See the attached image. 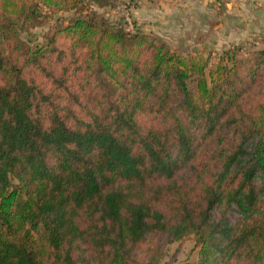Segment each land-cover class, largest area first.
Returning <instances> with one entry per match:
<instances>
[{"label": "trees", "instance_id": "obj_1", "mask_svg": "<svg viewBox=\"0 0 264 264\" xmlns=\"http://www.w3.org/2000/svg\"><path fill=\"white\" fill-rule=\"evenodd\" d=\"M93 5L0 0V264H160L189 238L194 264H264V47L184 54Z\"/></svg>", "mask_w": 264, "mask_h": 264}, {"label": "rangeland", "instance_id": "obj_2", "mask_svg": "<svg viewBox=\"0 0 264 264\" xmlns=\"http://www.w3.org/2000/svg\"><path fill=\"white\" fill-rule=\"evenodd\" d=\"M191 1L197 2L193 4L197 5L199 12V4L209 0H110L109 6L93 5L91 10L109 17L112 21L127 22L126 27L129 29H133L137 24L143 32L159 36L172 48L184 54L204 50L222 52L225 48H232L219 44L217 34L214 32L215 28H213L215 26H211L207 37L200 34L201 20L199 16L191 19L192 24L188 22L186 12L190 11L187 6L192 4ZM210 4L208 17L210 22H213L214 15L217 13V2L214 1ZM73 16L72 11L57 13L45 24L32 28L33 35L30 38L33 41H43L54 31L56 26L68 24ZM23 36L28 37L27 34H23ZM257 40L258 42H256ZM261 41L259 37H254V39H247L236 44L235 46L241 47L239 56L244 57L251 51L264 47V43ZM199 251L200 245L193 238L183 242H174L165 246L164 257L160 264H194L198 260Z\"/></svg>", "mask_w": 264, "mask_h": 264}, {"label": "crops", "instance_id": "obj_3", "mask_svg": "<svg viewBox=\"0 0 264 264\" xmlns=\"http://www.w3.org/2000/svg\"><path fill=\"white\" fill-rule=\"evenodd\" d=\"M214 1L217 2V13L214 15L215 20L210 22L208 9ZM190 3L192 4L187 6L190 10L186 12L187 20L191 23L192 18L199 16V32L204 37H207L211 26H215L214 32L221 46H229L254 37H259L264 43V0H209L199 4V12L197 5L193 4L197 2ZM174 9L176 11V8Z\"/></svg>", "mask_w": 264, "mask_h": 264}]
</instances>
